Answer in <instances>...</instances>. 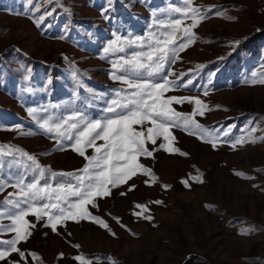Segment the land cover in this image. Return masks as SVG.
I'll return each mask as SVG.
<instances>
[{
  "label": "rangeland",
  "instance_id": "1",
  "mask_svg": "<svg viewBox=\"0 0 264 264\" xmlns=\"http://www.w3.org/2000/svg\"><path fill=\"white\" fill-rule=\"evenodd\" d=\"M104 6L105 0H32L31 4L0 0V146L5 150L21 149L53 171L83 167L84 159L70 148L58 149L51 135L29 115V108L40 110L44 118L67 116L75 108L101 116L105 100L121 87L111 79V61L123 55L105 59L103 49L116 35L146 37L155 31L154 13L167 20L166 10L184 7V3L117 0L109 19L101 12ZM194 6L211 8V12L193 30L196 42L180 53L170 70L177 76L187 73L184 81L192 79L193 84L166 95L202 99L210 110L196 119L218 130L217 135L228 143L213 149L197 136L174 128V147L188 155L161 149L154 159L141 158L152 168L156 182L138 176L134 191L121 196L120 191L128 188L123 185L111 197L99 200V208L90 206L115 236L90 221H67L66 227L58 226L57 234L29 215L36 228L27 242L18 245L28 255V264H79L74 259L77 255L92 264H111L112 260L118 264H264V142L231 147L234 140L247 137L250 126L257 129L255 137H264V84L252 83L264 78V0H194ZM39 16L45 21L38 28L34 21ZM172 18L180 16L172 14ZM233 41H240L239 48L233 50ZM74 71L85 87L78 86ZM173 107L189 113L194 106ZM162 142L158 140L157 145ZM17 159L21 166L13 168V173L23 172V165L30 163L18 155ZM182 180L191 187H185ZM9 182H15V175ZM14 191L8 187L0 192V203ZM156 200L163 203H153ZM135 204H146L149 212L145 214L154 219L133 215L139 211ZM0 221L10 223L6 216ZM247 229L253 231L244 234ZM13 236L3 233L0 240ZM30 253H36L40 261ZM13 259L21 258L12 254L9 262Z\"/></svg>",
  "mask_w": 264,
  "mask_h": 264
},
{
  "label": "snow or ice",
  "instance_id": "2",
  "mask_svg": "<svg viewBox=\"0 0 264 264\" xmlns=\"http://www.w3.org/2000/svg\"><path fill=\"white\" fill-rule=\"evenodd\" d=\"M116 2L117 0H105V6L101 9L105 19L110 18L108 13ZM28 3L31 4L32 0H28ZM183 3L184 7H171L166 10L169 15L167 20L154 13L152 24L155 31H149L146 37L125 38L116 35L103 49L105 59L116 54L123 55L111 61V79L119 82L121 87L105 100L106 106L101 109V116H90L84 108H75L67 116L54 118L49 115L44 118L41 117L40 110L29 108V115L45 134L51 135L58 149L70 148L84 159L83 167L73 171H53L42 166L35 156L21 149L8 147L5 150L0 146V192L8 187L15 189L9 193V198L0 203V207L4 208L0 217L6 216L10 221L8 224L0 221V234L14 233L12 238L0 240V261L5 264H28V255L18 245L27 242L36 228V224L27 219L29 215L35 217L37 222L43 221V227L50 228L57 234H60L58 226L66 227L67 221H90L115 236L116 233L109 224L90 211V206L99 208V200L111 197L113 190L120 189L123 185H128V188L119 194L126 196L128 192L135 190L134 178L138 176L150 177L152 182H156L158 178L152 168L142 163L141 158L154 159V153L161 149L180 156L188 155L174 147V128L197 136L213 149L218 144L228 143L217 135L218 130L207 128L196 119L197 116L204 117L206 110H210L202 99L166 95L193 84L192 79L184 81L187 73L177 76L170 70L180 59V53L196 42L197 36L193 30L211 12V8L204 10L202 6H194V0H183ZM172 14H179L180 18H172ZM216 14L226 19H235L226 16L223 11H217ZM186 20H191V23L185 24ZM44 21L45 17L39 16L34 22L39 28ZM239 43L240 41L231 43L233 50ZM198 67L203 68L204 65ZM73 76L79 87H85L77 72L74 71ZM170 76H176V79H171ZM252 83L264 84V78L253 79ZM88 91L91 92L90 89ZM185 103L194 106L191 112L177 111L173 107L174 104ZM256 131L255 126H250L247 137L234 140L231 147L236 149L238 145L248 142H264V137H255ZM228 134V131L224 132V136ZM161 139L163 142L157 145V141ZM149 145L154 147L150 148ZM89 149L92 150L91 154ZM17 155L26 158L30 163L23 165V172L13 173V168L19 169L21 166ZM8 157L11 159H6ZM235 174L252 179L243 172ZM13 175L15 182L10 183L9 177ZM195 179L198 183H203L202 179ZM129 181L133 183L129 184ZM144 182L149 183L148 180ZM181 183L185 187H191L187 180H182ZM169 187L164 185L165 189ZM153 203L162 204L163 201L156 200ZM135 208L139 211L133 215L147 221L154 219L153 216L145 214L149 212L146 204H135ZM113 219L120 222L119 217ZM250 231L253 229L245 230L244 234ZM12 254L21 259L9 262ZM60 255L62 258L63 254ZM30 256L40 261L36 253H30ZM74 259L79 264H92L90 259L82 255H77ZM111 264L118 262L112 260Z\"/></svg>",
  "mask_w": 264,
  "mask_h": 264
},
{
  "label": "trees",
  "instance_id": "3",
  "mask_svg": "<svg viewBox=\"0 0 264 264\" xmlns=\"http://www.w3.org/2000/svg\"><path fill=\"white\" fill-rule=\"evenodd\" d=\"M239 48V47H238Z\"/></svg>",
  "mask_w": 264,
  "mask_h": 264
}]
</instances>
